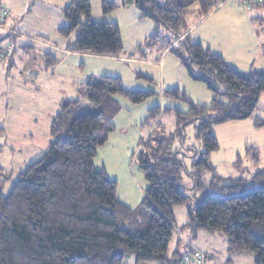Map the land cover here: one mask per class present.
<instances>
[{"label":"trees","instance_id":"obj_1","mask_svg":"<svg viewBox=\"0 0 264 264\" xmlns=\"http://www.w3.org/2000/svg\"><path fill=\"white\" fill-rule=\"evenodd\" d=\"M134 1L142 18L161 22L178 40L187 28L188 15L206 16L218 0H171L166 4ZM102 6L105 13L118 7L109 0H102ZM63 13L67 24L59 28L60 33L69 36L78 32L72 51L120 56L125 50L120 24L95 19L91 0H71ZM181 43L183 49L169 41L170 50L190 71L193 64L200 68L201 74L192 73L194 79L209 82L208 78L215 76L218 85L227 87L223 93L227 102L216 98L213 106L206 107L186 99L190 103L187 116L168 108L176 110L181 139L184 125L199 120L196 134L204 140L207 151L193 161L197 166L190 173L194 187L182 184L184 162L173 150L175 136L155 132L139 154L149 182L144 200L151 211L149 228L141 235L120 228L119 217L131 209L117 199V182L97 170L94 159L114 130L109 117L120 110L115 95L140 103L154 92L126 90L120 76L103 75L97 82L87 81L85 91L98 106L97 112L73 116L69 110L79 101H65L62 112L52 121L48 152L20 173L8 194L2 189L10 173L0 166V264H125L132 255L136 264L149 259L175 264L168 255L177 229L175 208L188 198L195 201L187 223L194 234L199 230L220 231L231 253L251 251L254 264H264V169L254 175L261 186H250L242 178L224 184L225 178L209 160V153L219 148L209 130L211 124L254 114L264 92V70L244 73L201 42L186 39ZM57 63L52 52L45 53L47 68ZM166 95L181 97L179 89L166 91ZM110 104L114 106L109 108ZM205 170L214 173L209 187L204 183ZM188 189L200 195H191Z\"/></svg>","mask_w":264,"mask_h":264},{"label":"rangeland","instance_id":"obj_2","mask_svg":"<svg viewBox=\"0 0 264 264\" xmlns=\"http://www.w3.org/2000/svg\"><path fill=\"white\" fill-rule=\"evenodd\" d=\"M70 1L0 0V7L9 9L8 15L0 22V53H9L0 59V166L10 173L2 191L8 194L20 173L46 155L52 121L62 112L64 102L79 101L69 110L73 116L95 113L98 106L89 100L85 83L97 82L103 75H118L126 90L153 91L154 94L140 103L124 95H115L120 110L109 117L114 130L106 144L98 149L94 165L117 182V199L125 201L124 204L131 209L119 217L118 226L134 235L145 234L151 214L144 204L149 182L139 157L146 149L145 142L155 132L173 134V150L184 162L182 184L193 188L195 180L190 173L197 167L193 161L206 152L207 147L196 134L195 124H199V120L184 125L181 139L175 109L187 116L190 103L186 99L206 107L213 106L216 98L227 102L223 95L227 87L218 85L215 76L208 78L209 82L194 79L192 73L201 74L200 68L193 64L190 71L178 56L167 51L169 41L175 45L177 36L154 18H141V9L134 0H109L118 5L109 13L104 12L101 0L98 3L91 0L95 19L108 18L120 24L125 45L120 59L99 64L72 54L61 62L63 50L75 44L78 34L76 30L64 36L59 31L67 24L63 8ZM169 1L158 0L160 4ZM259 9L264 15V7ZM261 27L264 24L247 25L244 29L247 41L249 35L259 40L264 38ZM178 47L183 49V43ZM47 52L58 57L60 64L47 68ZM184 55L189 56L186 50ZM238 67L244 73L261 71L264 70V60L260 62L256 58L250 66ZM28 69L35 74L25 76ZM174 89L180 90L181 97L166 95V91ZM113 106L110 104L109 108ZM154 114L156 116L150 117ZM209 130L219 143V148L209 153V160L217 173L225 178L224 184L242 178L250 186H261L254 175L264 169V92L252 116L214 122ZM202 174L209 187L214 173L205 170ZM187 191L194 196L200 195L194 189ZM194 206L195 201L188 198L185 204L175 208L177 229L168 251L175 264H254L255 256L251 251L231 253L227 238L220 231L199 230L194 234L193 227L187 225L190 220L188 212ZM181 234L191 241L182 239ZM196 251L205 255L203 263L186 260L187 255ZM135 261L132 255L126 258L125 264H135ZM140 264L164 263L149 259Z\"/></svg>","mask_w":264,"mask_h":264},{"label":"crops","instance_id":"obj_3","mask_svg":"<svg viewBox=\"0 0 264 264\" xmlns=\"http://www.w3.org/2000/svg\"><path fill=\"white\" fill-rule=\"evenodd\" d=\"M96 1L97 3L99 2V0ZM248 1L249 0H218L217 4L208 15L200 16L197 13L188 15L187 28L183 31L181 38L176 40V44L173 45L178 46L179 43L187 38V40L191 42H201L213 52L222 55L225 60L235 68H239L238 66L243 65L250 66L256 58H259L260 62H262L264 60V38L261 37V40H259L257 37L253 38L249 35L250 38H248L247 41L248 35L244 29L247 25L254 26L264 24V15L260 13L259 9L264 7V0L262 4L255 8L248 7ZM108 21L113 20L108 19ZM261 28L264 30V27ZM73 45L67 46L63 50L64 56L61 62L64 58H68L72 54L77 56L82 55L85 58L92 59L91 61L99 62V64H103L105 61L112 62L111 60H118L121 58V55L100 56L74 52L71 50ZM170 49L171 47H168L167 51L170 52ZM143 55V57H145V54ZM131 58L137 59L136 57H128V59ZM57 59V65H59L60 59L58 57ZM24 74L29 77L35 73L32 69H28ZM122 202L126 204L125 201ZM178 231H180V229H178ZM181 235L182 239L185 238V240L191 241L189 237L183 234ZM190 243L192 245L193 242Z\"/></svg>","mask_w":264,"mask_h":264},{"label":"built area","instance_id":"obj_4","mask_svg":"<svg viewBox=\"0 0 264 264\" xmlns=\"http://www.w3.org/2000/svg\"><path fill=\"white\" fill-rule=\"evenodd\" d=\"M263 0H249L247 2L248 7H256L258 4L262 3ZM9 13V9L7 7H0V22L4 17H6ZM6 53H0V56H4ZM186 260L188 261H197L199 263H203L205 260V255L201 251L193 252L186 256Z\"/></svg>","mask_w":264,"mask_h":264}]
</instances>
